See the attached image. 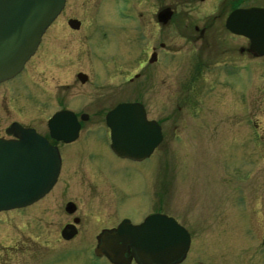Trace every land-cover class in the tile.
Wrapping results in <instances>:
<instances>
[{
    "label": "flooded vegetation",
    "instance_id": "flooded-vegetation-1",
    "mask_svg": "<svg viewBox=\"0 0 264 264\" xmlns=\"http://www.w3.org/2000/svg\"><path fill=\"white\" fill-rule=\"evenodd\" d=\"M113 2L114 0H65L64 7L45 30L34 54L20 71L22 73L19 72L20 75L17 73L11 79L0 83L1 86L12 81L17 82L18 90V83L20 84L18 78L24 73L29 62L35 57H39L40 61L46 60L45 56L48 55L52 57L50 64L60 70L87 65L89 69L91 68L89 71L93 72L79 68L78 71L71 73L72 79L56 85L61 86L62 89L57 90L63 93V99L61 103L58 102L59 107L47 117L44 129L39 130L38 126L16 121L26 128L34 129L55 148L59 171L56 182L46 196L30 205L3 211L0 214L18 211L20 221L29 218L37 225H44V230L54 231V236L61 246L53 248L51 253L41 259L40 264H141L130 246L128 228L142 223L148 216L155 214L164 218L163 227L166 228L169 218L184 229L188 238L184 252L168 264H209L204 261V257L209 259L215 256V246L219 247L218 252L225 250L224 254L227 253L229 243L227 247L214 241L212 232L204 233L205 226L195 229L197 231H194V234L187 223L180 221L172 212L171 205L178 207L183 205V195L179 191L167 190L165 175L161 176L162 187L159 185L158 191H108L99 190L98 181L112 182L113 177L118 175L124 180L133 173L129 174L119 168L116 176L108 177L98 173V176L93 175L91 178L90 173L82 174L83 167L86 168L90 161L100 168L104 165L110 166H106L108 167L106 171L111 170L116 163L142 165L151 160L155 152L165 144L168 128L176 134L177 129H180L178 133L181 138L177 145L181 147L195 146V143L191 145L188 139L189 136L194 139L198 137L200 130H203L201 136L216 138L213 145L224 148L236 147L234 142L230 143V135L233 133L231 127L238 125V131L245 133L247 84H262L264 79L255 76L264 74V52L262 46H257L259 42L253 43L245 34L247 26L253 22L247 19L246 13L237 17L231 15L238 10L258 8L264 17V0H175L171 5H163L162 0H158L157 11L153 16L154 25L157 28L165 27L176 17L179 19L175 30L177 35L168 39L159 36L152 38L147 27H144L145 54L141 57V53L137 58L138 61L142 59L138 71L134 70L135 56L131 50L134 36L131 31L121 29L119 32L115 23L109 21L102 23L95 19L98 9L103 5H112ZM166 6L172 9V15L167 22L162 23L157 20V12ZM178 6L184 8L178 11ZM137 15L133 11L121 14L125 20L129 17L132 19L141 17V14ZM46 35L50 37L46 38ZM61 42L65 44L63 54L58 52ZM43 43L48 44L44 56L42 52L39 54ZM70 44L77 53L67 48ZM79 50L85 51L78 53ZM170 62H174V65H169ZM93 75L95 77H92ZM76 85L86 86V91L79 92ZM71 94L81 95V101L88 96L90 102L107 101L118 95L132 97V100L116 101L105 111L104 126L100 127L103 141L100 142L97 138L98 125L85 127L84 123L89 121V118L94 121L101 120V111L96 110L94 115H88L87 110L84 112L81 107L70 109L67 104L71 102ZM120 102H137L144 108V115L150 126L149 145L145 147L152 149L144 159L123 158L110 148V130L106 126L105 118L106 114ZM254 102L257 105L253 112L257 116L260 107L258 97ZM48 103L51 106L55 105L51 99ZM150 104L158 108V118L152 117V110L148 108ZM18 106H20L18 113L26 114L29 110L23 102ZM228 107L230 110H227ZM62 111L74 114V124L78 125L76 136L70 141L61 138L60 134L74 129L70 115L67 119L56 121L51 128L47 124L54 114ZM236 116L238 120H235ZM169 119L171 123L168 124ZM13 122L15 121H11L3 128L0 137L12 138L6 129ZM252 127L255 132L260 129L258 122H254ZM71 179L77 181L79 185L81 180H91V185L96 189L84 190L81 192L82 195H72V189H69ZM224 192H227L228 198L230 191ZM211 193H208L205 202L214 205L215 196L210 195ZM230 193L232 198L237 194H233L232 191ZM139 194L141 196H138ZM243 197L244 195L239 194L233 200L227 199L229 202L227 206L226 199H223L226 208H223L224 212L226 210L234 212L232 216L234 227H239L246 221V212L235 209L237 206L242 208L241 204L245 202ZM190 198V202L196 203V206L191 208L193 212L197 209V199L192 196H189ZM151 202H157V207L145 212ZM131 203L136 205L137 214L124 211L123 207ZM200 204L198 202V205ZM207 219L206 226L214 224V217ZM196 223L198 224V221ZM38 229L40 230V226ZM240 231L243 229L240 228ZM216 238L218 240L219 237ZM210 240L212 241L209 245ZM239 245L240 250L233 254L227 253L228 257H231L229 262L255 264V251L253 259L245 256L247 252L245 245L241 243ZM250 246L252 247L251 244ZM256 248H261L260 251L264 252L262 239Z\"/></svg>",
    "mask_w": 264,
    "mask_h": 264
},
{
    "label": "rangeland",
    "instance_id": "rangeland-1",
    "mask_svg": "<svg viewBox=\"0 0 264 264\" xmlns=\"http://www.w3.org/2000/svg\"><path fill=\"white\" fill-rule=\"evenodd\" d=\"M124 1L114 0L112 5H103L96 11L95 19L102 21V23L107 21L115 23L119 32L121 29L131 31L134 36V44L131 48L135 56L134 70L138 71L142 59L138 61L137 58L141 53V57L145 54L146 34L143 36V30L146 31V29L144 27H147L152 38L158 36L166 37L167 39L175 38L177 35L175 33L177 29L176 25L179 19L174 17L170 24L157 28L154 25L153 16L157 11L158 0H151L150 2L147 0ZM174 1L162 0L161 3H164L163 5H171ZM181 8H184V6H178V11ZM122 11L125 14L133 11L136 15L138 14L137 16L141 14V17L138 19L129 17L125 20L122 19ZM178 11L177 13H180ZM49 37L50 35H46V38ZM47 45V43H43L39 54L42 52L44 56L45 51L48 50ZM69 46L67 48L71 52L77 53L72 44ZM58 49L61 51L58 52L63 54L65 44L61 42ZM84 51L79 50L78 53H84ZM45 58L46 60L40 61L39 57H35L29 62L24 73L18 78L20 81V84L18 83V90L16 86L17 82L14 81L0 86V132L11 121H22L38 126L39 130L44 129L43 126H45L47 117L54 109L59 107L58 102L61 103L63 99V93H59L57 90L62 88L61 86L56 87V85L61 84L64 80L72 79L71 73H74L79 68H83L84 71L91 69L85 65L60 70L50 64L52 63L50 62L51 55L45 56ZM168 64L173 66L174 62ZM89 72L93 73L92 70ZM92 77H95V75ZM255 77L264 79V74L261 75L260 73V75H256ZM247 87L245 133L238 131V125L231 127V132L233 133L230 135V143L234 142L236 147L230 146L224 148L213 145L212 143L216 141V138L206 135L201 136L203 130H200V135L195 137V139L189 136L188 142L191 145L195 143V146H189V148L181 147L177 145V142L181 138L178 133L180 129H177L176 134L168 128L165 144L155 152L152 159L148 162L137 166L116 163L111 170L106 171L110 166L104 165L103 168H100L99 165L90 161L89 164H86V168L85 166L83 167L84 171L82 174L90 173L91 178L93 175L98 176V173L113 177L121 169L129 172V174L133 173L125 177L124 180L121 175L113 177L112 182H105L103 180L104 183H102L97 180L100 184L97 187L99 190H125L131 192L158 191V186L161 185L162 187L161 176L165 175L167 190L171 192L179 191L183 195L184 204L180 205V207L178 205H171V210L179 217L180 221L183 220L192 228L193 233L197 231L195 229L205 226L204 233L212 232V235L215 237L214 241L227 247L229 243V250L226 251L228 254H233L240 250L241 246L239 244L241 243L246 247L247 252L245 256L254 259L253 251H255V264H264V252L263 250L260 251L261 248H256V246L260 245L264 233V80L260 85H250L248 83ZM76 89H79V92H85L86 86L79 87V85H76ZM70 97L71 102L67 104V107L70 109H79L81 107L82 111L86 112L87 110L86 113L88 115H94V111L96 110L101 111V120L97 119L94 121L92 118H89V121L84 123L85 127L98 125L99 133L97 134V138L100 142L103 141L100 127L104 126L103 114L105 111L112 107L116 101L132 100V97H126L125 95H118L107 101L98 102L88 101V96L85 97L84 101H81V95L72 96L71 94ZM257 97L260 107L258 115L255 116L253 111H255L257 104H255L254 99ZM74 98L78 101L74 100ZM49 99L54 101V106L48 103ZM22 102L28 106L26 108L29 110H27L26 114L17 112L20 107L18 105ZM2 104L5 105L2 106ZM148 108L152 110L153 118L159 117L157 107L155 108L150 104ZM230 108L228 107L227 110H230ZM239 108L242 109L241 106ZM235 120H238L237 116ZM254 122H258L260 125V129L256 132L252 127ZM169 123H171V119L168 120ZM104 138L107 137L104 136ZM69 189H72V195H80L82 191L96 189V187L91 185V180H81L79 185L77 181L71 179ZM224 191H232L233 194L237 193L233 195L234 198L239 194L244 195L243 199L245 198V202L241 204L242 208L239 206L235 207L237 210L242 209L241 211L246 212V221L242 225L239 223V227L233 226L232 216L234 212L232 213L228 210L224 212L223 199H226V201L227 199L229 201L234 199L230 196V192L227 198V192L225 193ZM209 192H212L210 195L215 196L214 205L205 202ZM138 196L141 195L139 194ZM189 196L197 199V209L193 212L191 208L196 206V203L190 202L191 198L189 199ZM197 196L198 198H195ZM82 200H84L83 197ZM198 202L201 204L198 205ZM209 202L211 203V201ZM227 205H229L228 201ZM148 207L145 212L157 207V202H151ZM123 208L126 212L137 214L136 205L133 203ZM17 213L18 211H12L0 214V264H40L41 259L51 253L53 248H59L61 243L56 240L52 229L44 230V225H37L29 218L20 221ZM207 217H214L215 222L213 225L206 226L208 224ZM249 223H251L252 227ZM39 226L40 230L38 229ZM240 228L243 229V231H240L242 233L239 232ZM237 230L238 232H236ZM216 237H219L218 240ZM211 241H209V245ZM218 250L219 247L215 246V256L209 259H205L206 257H204V261L209 264H231L229 262L231 257H228L227 253L224 254L225 250H221L220 252ZM206 252L209 253V251ZM210 260L212 261L211 263Z\"/></svg>",
    "mask_w": 264,
    "mask_h": 264
},
{
    "label": "water",
    "instance_id": "water-1",
    "mask_svg": "<svg viewBox=\"0 0 264 264\" xmlns=\"http://www.w3.org/2000/svg\"><path fill=\"white\" fill-rule=\"evenodd\" d=\"M65 0H0V82L18 73L37 48L40 38L64 6ZM260 9L238 10L231 16L247 15L253 21L245 34L264 52V17ZM172 15L169 6L157 12V20L165 23ZM244 33V31H243ZM139 103L122 102L106 115L110 128L111 148L121 156L141 159L151 152L149 124ZM70 115L74 129L60 132L61 138L72 140L78 125L70 112H58L51 126ZM7 134L13 139L0 138V211L29 205L46 194L53 186L59 170L55 148L34 129L12 123ZM159 214L148 216L129 230L130 246L141 264H168L179 258L187 246L183 228ZM264 247V234L262 239Z\"/></svg>",
    "mask_w": 264,
    "mask_h": 264
},
{
    "label": "bare ground",
    "instance_id": "bare-ground-1",
    "mask_svg": "<svg viewBox=\"0 0 264 264\" xmlns=\"http://www.w3.org/2000/svg\"><path fill=\"white\" fill-rule=\"evenodd\" d=\"M20 73H22V72H20ZM20 73L18 74V75H20ZM46 196V195H45Z\"/></svg>",
    "mask_w": 264,
    "mask_h": 264
}]
</instances>
